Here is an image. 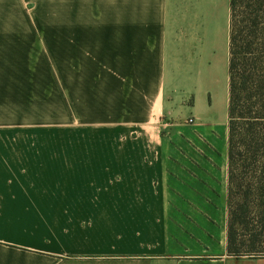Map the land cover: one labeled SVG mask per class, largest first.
Listing matches in <instances>:
<instances>
[{
	"label": "crops",
	"instance_id": "crops-1",
	"mask_svg": "<svg viewBox=\"0 0 264 264\" xmlns=\"http://www.w3.org/2000/svg\"><path fill=\"white\" fill-rule=\"evenodd\" d=\"M94 26L89 74L102 52L104 90L139 145H0V264H264L227 252L230 0H103Z\"/></svg>",
	"mask_w": 264,
	"mask_h": 264
},
{
	"label": "rangeland",
	"instance_id": "rangeland-1",
	"mask_svg": "<svg viewBox=\"0 0 264 264\" xmlns=\"http://www.w3.org/2000/svg\"><path fill=\"white\" fill-rule=\"evenodd\" d=\"M102 20L103 0H0L1 146L56 154L61 147L126 145L129 135V145H139V132H127L121 108L104 90L102 52L95 73L88 71V33L102 29L94 26ZM226 111L223 103L212 116L222 128ZM149 260L89 255L64 257L63 264Z\"/></svg>",
	"mask_w": 264,
	"mask_h": 264
},
{
	"label": "trees",
	"instance_id": "trees-1",
	"mask_svg": "<svg viewBox=\"0 0 264 264\" xmlns=\"http://www.w3.org/2000/svg\"><path fill=\"white\" fill-rule=\"evenodd\" d=\"M227 252L264 257V0H230Z\"/></svg>",
	"mask_w": 264,
	"mask_h": 264
}]
</instances>
